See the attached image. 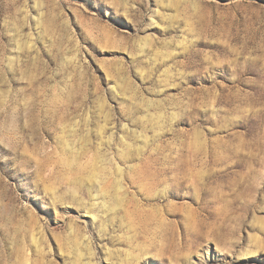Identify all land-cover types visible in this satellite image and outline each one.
Returning a JSON list of instances; mask_svg holds the SVG:
<instances>
[{
  "label": "rangeland",
  "instance_id": "rangeland-1",
  "mask_svg": "<svg viewBox=\"0 0 264 264\" xmlns=\"http://www.w3.org/2000/svg\"><path fill=\"white\" fill-rule=\"evenodd\" d=\"M0 264H264V0H0Z\"/></svg>",
  "mask_w": 264,
  "mask_h": 264
}]
</instances>
